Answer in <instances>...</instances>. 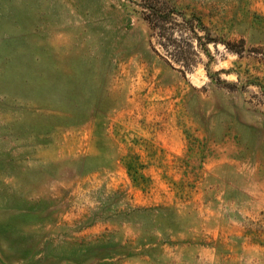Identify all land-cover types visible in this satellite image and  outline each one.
Listing matches in <instances>:
<instances>
[{
    "label": "rangeland",
    "instance_id": "374dc122",
    "mask_svg": "<svg viewBox=\"0 0 264 264\" xmlns=\"http://www.w3.org/2000/svg\"><path fill=\"white\" fill-rule=\"evenodd\" d=\"M0 264H264V0H0Z\"/></svg>",
    "mask_w": 264,
    "mask_h": 264
},
{
    "label": "trees",
    "instance_id": "16d2710c",
    "mask_svg": "<svg viewBox=\"0 0 264 264\" xmlns=\"http://www.w3.org/2000/svg\"><path fill=\"white\" fill-rule=\"evenodd\" d=\"M151 11H153V13H155V14L157 15V17H159V18H164V16H160L159 14H157L158 9H156L154 6H152ZM191 23H192V24H190V26H188V29H189L191 32L196 33V32H195V28H196L197 26H196V24H195V22H194L193 20H191ZM199 23H200V22H199ZM196 34H197V33H196ZM198 38H199V37H198Z\"/></svg>",
    "mask_w": 264,
    "mask_h": 264
}]
</instances>
